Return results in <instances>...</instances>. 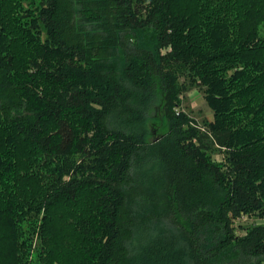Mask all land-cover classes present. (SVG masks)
Listing matches in <instances>:
<instances>
[{
	"label": "trees",
	"instance_id": "16d2710c",
	"mask_svg": "<svg viewBox=\"0 0 264 264\" xmlns=\"http://www.w3.org/2000/svg\"><path fill=\"white\" fill-rule=\"evenodd\" d=\"M246 216L264 0H0V264H264Z\"/></svg>",
	"mask_w": 264,
	"mask_h": 264
},
{
	"label": "rangeland",
	"instance_id": "374dc122",
	"mask_svg": "<svg viewBox=\"0 0 264 264\" xmlns=\"http://www.w3.org/2000/svg\"><path fill=\"white\" fill-rule=\"evenodd\" d=\"M181 101V109L188 113L192 118H194L197 122L203 124L205 121L213 120V112L208 107L205 99L204 93L202 90L197 87H193L180 96ZM162 104H158L152 108L150 111V115L155 118V122H151L152 125L159 127L163 121V113H162ZM156 127V128H157ZM161 127V125H160ZM160 134L155 133L156 137H159ZM222 155H216L215 159L218 161L222 160ZM264 219H260L257 217H243L239 221H237V225L245 224V225H258L263 224Z\"/></svg>",
	"mask_w": 264,
	"mask_h": 264
}]
</instances>
